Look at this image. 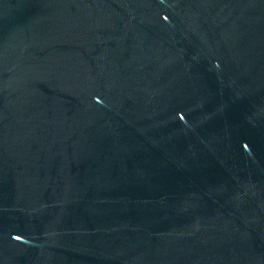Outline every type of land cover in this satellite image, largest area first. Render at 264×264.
<instances>
[{"label": "water", "instance_id": "1", "mask_svg": "<svg viewBox=\"0 0 264 264\" xmlns=\"http://www.w3.org/2000/svg\"><path fill=\"white\" fill-rule=\"evenodd\" d=\"M0 264H264V0H0Z\"/></svg>", "mask_w": 264, "mask_h": 264}]
</instances>
